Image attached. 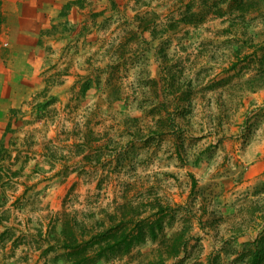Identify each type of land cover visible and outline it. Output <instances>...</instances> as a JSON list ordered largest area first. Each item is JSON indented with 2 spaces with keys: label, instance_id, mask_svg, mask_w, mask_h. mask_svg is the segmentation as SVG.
Returning <instances> with one entry per match:
<instances>
[{
  "label": "rangeland",
  "instance_id": "rangeland-1",
  "mask_svg": "<svg viewBox=\"0 0 264 264\" xmlns=\"http://www.w3.org/2000/svg\"><path fill=\"white\" fill-rule=\"evenodd\" d=\"M1 14L0 264H264V0Z\"/></svg>",
  "mask_w": 264,
  "mask_h": 264
},
{
  "label": "crops",
  "instance_id": "crops-1",
  "mask_svg": "<svg viewBox=\"0 0 264 264\" xmlns=\"http://www.w3.org/2000/svg\"><path fill=\"white\" fill-rule=\"evenodd\" d=\"M60 1H64V0H60ZM14 153H16L15 151H13L12 152V154H14ZM18 155H20V154H18ZM38 157V156H37ZM12 161H13V164L15 165V164H17V163H21V161H22V157H17V158H15V159H13L12 158ZM38 161L40 162V163H42V162H48V160L45 158V156H42L40 159L38 158ZM32 178H33V180L32 181H34V180H36V181H34L35 183H37L36 184V188H35V190L36 189H39V188H41V186L42 185H44V178H43V175L41 174L40 175V178L41 179H39V177L35 174L34 176H32ZM69 178H72L73 180H75V178L76 177H69ZM71 182V180H69L68 181V183H70ZM82 186H83V183H81V186H80V183H79V190L82 188Z\"/></svg>",
  "mask_w": 264,
  "mask_h": 264
},
{
  "label": "trees",
  "instance_id": "trees-1",
  "mask_svg": "<svg viewBox=\"0 0 264 264\" xmlns=\"http://www.w3.org/2000/svg\"><path fill=\"white\" fill-rule=\"evenodd\" d=\"M2 21H3V16L1 14V0H0V26H1Z\"/></svg>",
  "mask_w": 264,
  "mask_h": 264
}]
</instances>
